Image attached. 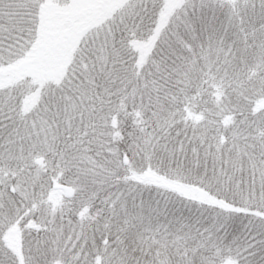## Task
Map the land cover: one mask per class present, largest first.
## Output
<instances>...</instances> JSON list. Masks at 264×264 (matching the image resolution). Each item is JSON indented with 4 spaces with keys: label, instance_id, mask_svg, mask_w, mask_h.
<instances>
[{
    "label": "snow or ice",
    "instance_id": "snow-or-ice-1",
    "mask_svg": "<svg viewBox=\"0 0 264 264\" xmlns=\"http://www.w3.org/2000/svg\"><path fill=\"white\" fill-rule=\"evenodd\" d=\"M0 264H264V0H0Z\"/></svg>",
    "mask_w": 264,
    "mask_h": 264
}]
</instances>
